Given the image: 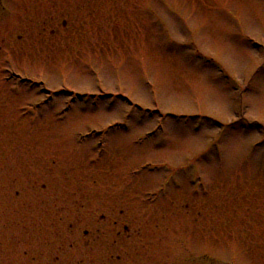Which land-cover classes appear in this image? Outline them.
<instances>
[{
	"label": "rangeland",
	"instance_id": "obj_1",
	"mask_svg": "<svg viewBox=\"0 0 264 264\" xmlns=\"http://www.w3.org/2000/svg\"><path fill=\"white\" fill-rule=\"evenodd\" d=\"M146 3L187 40L184 19L220 83L173 63ZM22 15V39L0 31V264H264V171L239 163L251 142L210 150L264 64V0H0V22ZM249 99L257 140L264 97ZM132 112L148 120L129 132ZM161 121L190 135L140 143Z\"/></svg>",
	"mask_w": 264,
	"mask_h": 264
},
{
	"label": "snow or ice",
	"instance_id": "obj_2",
	"mask_svg": "<svg viewBox=\"0 0 264 264\" xmlns=\"http://www.w3.org/2000/svg\"><path fill=\"white\" fill-rule=\"evenodd\" d=\"M146 16L149 18V23L156 36V41L161 50L173 61V63L180 64L190 71L196 74L204 73L209 81L214 84L220 83L217 80V73L206 69L202 66V57H198V47L195 43V36L193 31L187 26L184 19L177 15L175 11L172 12L175 18V27L185 36L190 39L182 40L177 36L172 35L171 30L165 24L159 16L154 14V8L151 3L145 4ZM227 36L236 39L232 32L226 33ZM223 71V69H221ZM235 84V82H231ZM222 92L231 95L232 88L225 87L221 89ZM250 93L252 97L260 98L264 97V64L258 66L251 80L245 88L239 89L240 105H232V110L238 112L236 121H229L226 124H222L223 131L215 138L214 142L210 146L212 152L217 153L221 160H228L232 157L233 149L237 145L246 146L251 142V147L247 148L243 153L239 163L245 169H259L264 171V136H261L257 140H253V131L255 128V122L249 121L248 124H242V118H245V107H253L252 99L245 101L246 94ZM237 97L233 96V99ZM148 117L138 116L135 112L128 115L125 121L118 122L123 124L127 131L131 132L134 128L146 126ZM167 124V127H165ZM209 127H215V125H208ZM205 125L201 123L197 127L196 132H200ZM261 131H264V125H261ZM114 135H121L116 128L112 129ZM187 128L178 122L173 121H161L154 128L150 129L148 133L143 134V139L148 140L151 137H158L159 140L165 143H174L177 140L184 139L189 136ZM139 139V138H138ZM203 163V158L200 154L191 158L186 164L182 165L180 169H173V175L182 183H187V179H192L191 172L196 171L199 173L198 165ZM187 177V178H185Z\"/></svg>",
	"mask_w": 264,
	"mask_h": 264
},
{
	"label": "flooded vegetation",
	"instance_id": "obj_3",
	"mask_svg": "<svg viewBox=\"0 0 264 264\" xmlns=\"http://www.w3.org/2000/svg\"><path fill=\"white\" fill-rule=\"evenodd\" d=\"M2 21V20H1ZM20 27V28H19ZM28 28V19L23 18H18L16 21H11L9 23H5L3 24L2 22H0V31L5 32V33H16L19 39H22V37L24 36V32L27 31ZM19 31V32H17ZM6 34V35H7ZM5 35V36H6ZM7 43V38H2V44L0 45V50L3 49V47L5 46V44ZM127 228V227H126ZM122 234L120 231L118 232V235ZM120 259V256L118 257Z\"/></svg>",
	"mask_w": 264,
	"mask_h": 264
}]
</instances>
